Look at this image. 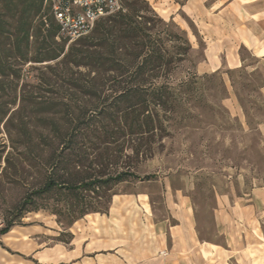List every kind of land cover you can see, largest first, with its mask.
Here are the masks:
<instances>
[{
    "label": "rangeland",
    "instance_id": "1",
    "mask_svg": "<svg viewBox=\"0 0 264 264\" xmlns=\"http://www.w3.org/2000/svg\"><path fill=\"white\" fill-rule=\"evenodd\" d=\"M145 1L149 10L171 28L183 31L190 42L187 60L174 73L179 77L193 72L199 79L188 117L173 122L153 158L137 166H81L78 171L104 177L130 169L140 178L112 186L105 213L91 212L68 225L65 218L44 207L19 214L18 204L42 184L47 166L37 163L35 153L20 145L21 118L14 114L18 101L4 106L9 112L0 121V230L7 220L15 224L0 233V264H42L35 258L36 251L69 245L73 232L83 245L93 239L98 254L115 253L125 264L152 256L156 234L187 229L194 232L197 243L221 249L223 257L216 256L211 264H244L239 249L247 244L257 249L258 258L264 256V56L250 42L241 43L235 37L251 26V10L241 6L250 0H206L210 23L206 30L181 10L179 0H167L176 8L169 18ZM258 2L264 4V0ZM24 8L33 10L28 0H0L1 29L8 31L0 42L12 40L5 35L15 30ZM39 19L38 14L33 24ZM73 44L66 41L64 51ZM228 50L237 53L239 65L228 64ZM48 63L53 62L13 63L12 70L19 69L22 77L0 83V103L18 97L24 83L29 89ZM65 200L51 192L38 202L53 206ZM247 219L255 227L247 226ZM240 223L247 229L240 231ZM55 254L54 264H62L58 263L59 247ZM197 256L195 264H199Z\"/></svg>",
    "mask_w": 264,
    "mask_h": 264
},
{
    "label": "trees",
    "instance_id": "2",
    "mask_svg": "<svg viewBox=\"0 0 264 264\" xmlns=\"http://www.w3.org/2000/svg\"><path fill=\"white\" fill-rule=\"evenodd\" d=\"M28 3L33 10L24 8L15 30L5 35L12 40L0 42V83L21 79L13 63H53L39 71L29 89L24 83L18 97L0 103V121L9 112L4 106L18 101L20 145L47 166L42 184L18 204L19 214L44 207L70 225L85 214L105 213L112 186L140 178L130 169L104 177L78 171L81 166H137L153 158L173 122L188 117L199 79L193 72L174 76L187 60L190 42L145 0H121L122 10L99 19L66 51L49 7L40 0ZM5 31L0 25V36ZM51 192L65 202H38ZM14 224L7 220L0 233Z\"/></svg>",
    "mask_w": 264,
    "mask_h": 264
},
{
    "label": "crops",
    "instance_id": "3",
    "mask_svg": "<svg viewBox=\"0 0 264 264\" xmlns=\"http://www.w3.org/2000/svg\"><path fill=\"white\" fill-rule=\"evenodd\" d=\"M156 5V9L160 11V15L163 18H169L172 16L173 11L176 9L173 4L167 2V0H149ZM162 1V2H161ZM181 5L179 6L182 11L192 17L196 24L203 30L209 29V13L205 7L206 0H179ZM259 0H250L248 3L241 4V6H247L251 10L250 21L251 26H248L247 31H243L240 34L235 35L238 41L241 43L250 42L252 48L261 56H264V8L260 10L261 6ZM240 35V36H239ZM227 62L230 65H239V59L237 53L232 50H228ZM232 63V64H231ZM250 224L247 226L255 227L252 219H247ZM240 231L244 228L247 229L246 225L240 223ZM74 239L69 245L46 247L42 250L36 251L35 258L42 264H54L56 263L55 249L59 247L60 254L58 263L62 264H125L122 262L121 257L115 253L98 254V248L93 244V239L82 244L80 238L74 233ZM204 247V248H203ZM203 248V249H202ZM201 249L206 251L201 252ZM199 250V252H198ZM221 250V249H220ZM220 250H214L209 246H203L196 242L194 232L187 230H171L169 233L156 234L155 253L152 256L146 257L138 262L130 264H180L182 258H185V262L182 264H195V253L198 254L199 264H211L215 262V258L222 256ZM242 251L244 256V264H260L263 261L264 256L258 258V254L254 252L257 250L252 244L243 245L239 249ZM164 253H167L165 255ZM87 254L86 257H83ZM217 256V257H216ZM223 257V256H222ZM181 260V261H180ZM129 264V263H128Z\"/></svg>",
    "mask_w": 264,
    "mask_h": 264
},
{
    "label": "built area",
    "instance_id": "4",
    "mask_svg": "<svg viewBox=\"0 0 264 264\" xmlns=\"http://www.w3.org/2000/svg\"><path fill=\"white\" fill-rule=\"evenodd\" d=\"M58 25V37L73 42L91 32L95 23L122 10L121 0H40Z\"/></svg>",
    "mask_w": 264,
    "mask_h": 264
}]
</instances>
